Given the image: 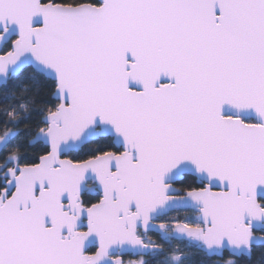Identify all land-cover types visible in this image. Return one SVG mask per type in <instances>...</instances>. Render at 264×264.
I'll return each mask as SVG.
<instances>
[{"label": "snow or ice", "instance_id": "1", "mask_svg": "<svg viewBox=\"0 0 264 264\" xmlns=\"http://www.w3.org/2000/svg\"><path fill=\"white\" fill-rule=\"evenodd\" d=\"M0 264H264V0H0Z\"/></svg>", "mask_w": 264, "mask_h": 264}, {"label": "trees", "instance_id": "2", "mask_svg": "<svg viewBox=\"0 0 264 264\" xmlns=\"http://www.w3.org/2000/svg\"><path fill=\"white\" fill-rule=\"evenodd\" d=\"M195 259V258H194Z\"/></svg>", "mask_w": 264, "mask_h": 264}]
</instances>
